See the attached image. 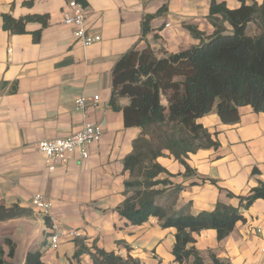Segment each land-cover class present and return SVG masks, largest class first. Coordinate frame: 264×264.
Wrapping results in <instances>:
<instances>
[{
  "label": "crops",
  "instance_id": "1",
  "mask_svg": "<svg viewBox=\"0 0 264 264\" xmlns=\"http://www.w3.org/2000/svg\"><path fill=\"white\" fill-rule=\"evenodd\" d=\"M72 1L87 9L86 25L99 42L84 47L73 28L63 24L62 12ZM213 1L231 10L242 5L241 0H0V201L31 211L0 222L1 264H26L36 251L45 264H95V249L140 264H178L174 228H163L158 218L134 226L118 211L130 179L124 162L141 129L126 127L123 112L111 109L112 75L132 49L150 47L162 58L199 45L188 26L212 36ZM253 1L263 2L247 3ZM4 15L43 20L14 34L5 30ZM146 16L152 20L143 36ZM95 96L99 103L89 106L87 120L102 129L101 141L90 147L87 160L75 153L51 172L37 144L80 131L85 118L75 111V101L92 102ZM120 102L129 104L128 99ZM239 115L237 123L225 124L215 108L199 120L218 147L190 154L188 169L168 152L158 159L167 171L158 179L169 181L157 187L164 190L158 204L170 214L186 210L197 216L214 211L219 202L239 208L238 197L264 182V114L247 106ZM35 194L50 204L51 217L33 207ZM240 212L244 220L226 239L219 241L215 230L196 234L195 247L207 263L214 255L225 264H264V200ZM54 227L65 234L57 249L50 247ZM72 231L79 236H68Z\"/></svg>",
  "mask_w": 264,
  "mask_h": 264
},
{
  "label": "trees",
  "instance_id": "2",
  "mask_svg": "<svg viewBox=\"0 0 264 264\" xmlns=\"http://www.w3.org/2000/svg\"><path fill=\"white\" fill-rule=\"evenodd\" d=\"M241 1V7L235 10L225 3H211L208 19L215 28L212 36L206 37L188 26L193 37L200 40L199 45L178 54L165 53L162 58L150 47L132 49L113 70L109 105L113 111L123 112L126 127L141 129L133 152L124 162L130 179L125 182L127 198L118 211L134 226L158 218L163 228H174L173 255L178 264H225L214 255L211 262L204 260L195 247L196 234L215 230L222 241L244 220L241 208L248 209L255 201L264 200V182L260 181L249 195L238 197L239 208L219 202L214 211L194 216L186 210L170 214L158 204L164 190L157 187L169 184L168 180L158 179L167 172L158 163L160 157L168 152L188 169L185 160L190 154L218 147L199 123L201 118L215 108L225 124L237 123L242 107L264 114V0L261 4ZM3 20L5 30L22 34L28 23L43 18L16 20L4 15ZM151 20V16L144 18L143 36L149 33ZM38 39L39 33L35 35ZM122 99H128L129 104L123 106ZM29 215L30 210L18 205L8 208L0 201V222ZM14 250L12 246L11 255ZM91 255L95 264H140L101 249ZM42 256L40 251L31 252L26 264H45Z\"/></svg>",
  "mask_w": 264,
  "mask_h": 264
},
{
  "label": "built area",
  "instance_id": "3",
  "mask_svg": "<svg viewBox=\"0 0 264 264\" xmlns=\"http://www.w3.org/2000/svg\"><path fill=\"white\" fill-rule=\"evenodd\" d=\"M63 24L67 27L73 28V36L77 42L84 47H89L94 43L100 41V37L93 35L88 30L87 9L80 3L72 1L67 8L62 12ZM99 96H95L90 102L87 98H78L75 101V111L80 113L85 122L80 131L72 134L66 138H59L55 140H42L37 144V153L40 154L48 169L53 172L59 167L68 164L69 158L73 154H79L82 160H87L90 156L89 149L92 145L101 141L103 136L102 129L87 120V111L89 106L97 107L99 103ZM33 207L38 210L43 216L51 217L50 204L45 201L42 194H35L32 199ZM54 233L50 238V247L57 249L61 243L63 232L54 227ZM68 236L78 237V232L72 231Z\"/></svg>",
  "mask_w": 264,
  "mask_h": 264
}]
</instances>
